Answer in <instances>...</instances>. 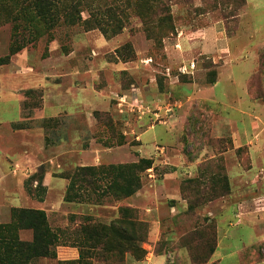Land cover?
Wrapping results in <instances>:
<instances>
[{
	"label": "rangeland",
	"instance_id": "rangeland-1",
	"mask_svg": "<svg viewBox=\"0 0 264 264\" xmlns=\"http://www.w3.org/2000/svg\"><path fill=\"white\" fill-rule=\"evenodd\" d=\"M81 1L83 20L94 22L99 18L104 28L88 27L83 21L68 24L61 19L50 32L43 21H36L37 28L29 29L21 21L25 18L13 20L19 15L16 5L9 1L0 5V59L10 54L15 40L17 43L23 38L29 40L33 37L30 31L39 30L33 33L38 37L8 61H2L7 73L17 71L20 78L0 77V163L4 162L5 151L10 149L3 137L10 135L12 122L20 120L12 91L20 83H23L22 107L30 140L33 145L39 144L33 156L39 165L27 183L41 195L45 187L38 182L47 171L63 177L82 165L127 163L145 157L141 156L139 135L151 125L162 123L173 133L178 130L179 139L172 147H179L186 164L200 162L193 173L190 167L177 168L167 178L166 173L172 169L161 161L164 156L160 149L148 156L154 164L142 173V187L131 196L115 201L103 187L75 190L79 193L75 194L77 199L67 201L60 215L52 214L50 218L47 215L49 224L59 235L55 245L57 257H41L34 264H60V260L70 261L69 264H129L131 259L141 261L155 254L164 255L155 257L153 264H164L166 257L167 264H176L181 250L186 249L190 254L195 243L198 249L199 237L205 241L214 235V230L210 232L208 228L210 225L217 226V239L218 228L221 236L233 233L232 240L237 244L262 239L264 222L259 216L237 217V200L224 206L225 197L234 187L241 188V184L231 185L230 180L228 192L218 184L217 193L224 192L222 196L211 194L208 188L211 179L218 175L230 179L231 174L235 183L239 175L250 178V173L248 176L236 168L239 163L246 170L252 167L253 160L264 166V0ZM18 25L19 32L15 30ZM209 32H213L211 41L207 37ZM200 33H204L212 46L206 52L198 46L199 41L205 40ZM183 36L193 40H186L191 44L182 43V48L177 49L180 44L177 39ZM193 61L194 71H181V67ZM226 66L228 70H224ZM75 70H78L76 76ZM39 73L65 85L83 82L90 91L93 85L101 99L94 101L90 96L88 108L81 105L72 109L78 112L76 116H67L66 112L44 118V89L36 87ZM26 74H30L29 79H24ZM218 77L220 83L212 94L211 84ZM201 85L210 90L199 91ZM136 87L141 88L144 98L130 97ZM32 89L36 93L29 92ZM212 95L215 101L209 99ZM213 112H219L220 121ZM171 116L173 120L169 121ZM252 121L258 125L250 135L254 142L250 148L246 140L240 141L239 135L245 128L252 132ZM219 124L224 136H217ZM233 130H237L235 134L230 133ZM142 137L146 154L147 150L154 152L168 146L174 139L167 134L163 140H156L159 144L156 147L152 131ZM85 151L90 158L82 157ZM115 153L130 155L112 160ZM263 185L252 183L248 187L254 191L259 186L264 189ZM157 191H160L158 198ZM216 207L222 210L210 215ZM121 208H131L143 223L139 228L144 236L140 246L145 251L141 259L131 252L106 250L103 242L94 246L90 241L84 242L81 225L112 223L121 216ZM12 220L13 209L11 220L0 224ZM157 220L160 230L155 226ZM81 248L82 258L78 262Z\"/></svg>",
	"mask_w": 264,
	"mask_h": 264
},
{
	"label": "crops",
	"instance_id": "crops-1",
	"mask_svg": "<svg viewBox=\"0 0 264 264\" xmlns=\"http://www.w3.org/2000/svg\"><path fill=\"white\" fill-rule=\"evenodd\" d=\"M206 32V31H205ZM201 36L204 33H200ZM213 32H209L208 40L213 39ZM202 38H205V35L202 36ZM177 49L182 48L183 44H191L189 41L186 40H193L190 39L188 36L179 37L177 39ZM206 38L203 41L198 42V46L201 47L202 51L210 50L212 46H210V41H208ZM229 44V43H228ZM232 54V53H231ZM193 64V66H192ZM191 65V66H190ZM190 65H184L183 67L186 68V71L182 72H189L194 71V68L196 67L195 62L193 61ZM230 65V64H229ZM181 67V68H183ZM226 66L224 70H228L229 67ZM6 66H3L2 63L0 64V77L3 78H20V73H17V71H11V74L7 73ZM3 71V72H2ZM20 72V71H19ZM78 73V70L74 71V76H76ZM221 74V73H220ZM219 74V76H220ZM48 74L42 75L39 73L37 75V80L39 81L38 85L36 87H40L44 89V108H43V115L42 117L48 118V117H54L61 115L62 113L67 112V116H76L78 112L72 111L73 108L78 106H85L89 107L88 104L90 103V100L92 98L94 101H98L101 99L100 93L94 88L92 85L93 91H90L91 89L84 85L83 82L75 81L73 84L68 83L65 85L61 82H52V80L48 79ZM27 77L24 79H29L30 74H26ZM23 78V77H22ZM23 79V80H24ZM25 82V81H24ZM220 83V78L213 82L211 84V90L207 89V87L201 85L199 88V91L204 92L205 90L213 91L215 87ZM5 84H7L5 82ZM23 83H20L16 87H13L12 91L15 92V100L17 102V106L20 111V120L23 121L27 117L25 116L24 109H23V96L21 93V90H23L22 87ZM208 86V85H207ZM12 87V85L10 86ZM19 87V88H18ZM20 87L22 89H20ZM35 87V88H36ZM204 88V90H203ZM153 89V87H151ZM203 90V91H202ZM209 91V92H210ZM130 97H133L134 100H138L143 97V92L141 88H133L131 91ZM211 93V92H210ZM248 94V92H247ZM147 95V94H146ZM90 96L92 98H90ZM250 98V97H249ZM211 100L215 101V97L212 95L210 96ZM251 99V98H250ZM209 101V100H208ZM253 103V102H252ZM251 104V103H250ZM254 105V104H253ZM250 106V105H249ZM71 109V111H70ZM250 110H253L252 106H250ZM216 116H218V120L220 121V114L219 112H213ZM245 114V112H244ZM257 115L254 116L256 119ZM173 116L169 118V121L173 120ZM178 120V119H177ZM16 121V122H19ZM182 121V120H181ZM180 121V122H181ZM12 122L10 126V135L5 138L4 140L10 145V149L5 151L4 154V162L0 163V223L9 222L11 220V214L12 209L15 207L19 208H30V209H39L44 210L48 217L52 214L60 215L62 211V208L65 204H68L67 201H65V194L69 185L68 179L55 175V173L51 171H47L43 178V186L45 187L44 193L41 195L36 190L31 189V184L27 183L30 176L37 170L36 167L39 165L36 163V160L33 158L34 151H37V147L39 144L33 145V142L30 140V130L28 128L24 129H15L13 126L14 123ZM159 125V126H158ZM257 121H252L251 131L249 129L245 128L242 130V132L239 135L240 141H245V144L248 145L250 148L254 146L253 140L250 137L252 135L253 130L257 128ZM162 126V127H161ZM165 125L157 124V125H151L148 126L140 135L139 140H141V156L144 154L145 157H152L153 154L158 153L161 149V153L163 154L164 158L161 159V161L169 167H171L172 170L170 172L166 173V177L169 178L170 176H173V173L177 170V168H183V167H190L192 169L191 173L195 171V169H198L199 162L198 160L191 162L190 164H186V158L181 153V150L178 146L172 147L173 144H175V141L179 139L178 137V130H176L175 133H173L172 130H169V128L164 127ZM222 124L218 125L217 136H224L222 134ZM152 131L153 138L157 141L163 140L165 135H173L174 139L171 142V144H168V146H162L160 148H156L154 152H151V150H147V154L145 153L146 150H144L143 146V134L145 132ZM237 130H233V132L230 131V133H236ZM37 135H40L39 132H37ZM162 136V137H161ZM21 137V139L17 138ZM258 136L256 142H259ZM158 143H156V147H158ZM113 151V150H111ZM128 152V150H127ZM129 153V152H128ZM86 154V155H85ZM87 151L82 152V157L90 158L87 156ZM125 154V153H124ZM126 155V154H125ZM130 154L126 155L129 156ZM125 156V157H126ZM123 156H121L118 153H115L111 156L112 160H119ZM124 157V158H125ZM96 162L100 159V156L97 155ZM95 162V164H97ZM60 167V165H58ZM236 168L239 167V169L243 170L246 175L250 178L243 179L241 175L237 176L236 183L234 182L235 179L231 177L230 174V180L231 185L241 184V188H235L233 189L232 193L225 197L226 202L224 206L229 203L232 200L239 201L237 210L235 211V215L237 217H241L242 215L247 214H256V216H259L260 219L264 222V189L259 186L258 189L251 191L249 190L248 185H251L252 183L255 184H264V166L261 163H255L253 160L252 167L248 170L244 169L243 166L239 163V165ZM258 168V169H257ZM175 169V170H174ZM256 169V172H255ZM180 172V170H178ZM177 172V171H176ZM248 172V173H247ZM264 186V185H263ZM262 189V190H261ZM141 194V193H140ZM157 198L160 196V191L156 192ZM177 198L178 194L175 195ZM184 201V200H183ZM183 206L184 205L183 203ZM212 206V204L209 205V207ZM223 206V208H224ZM214 208V207H212ZM219 209L220 211L222 209L215 208L214 211H210V215L213 214V216L216 215V210ZM205 211H208V208H204ZM213 210V209H212ZM59 212V213H58ZM156 225L158 226L160 230V221H155ZM218 224V223H217ZM158 230V232H159ZM233 233L228 234L224 233L223 236L220 235V230L218 228V243L215 251L213 252L210 260L206 263L201 264H224V263H231V264H264V237L262 239H255L250 244H237L232 240ZM20 237L23 240H32L33 239V231L29 228H23L20 231ZM228 239H231L228 241ZM61 248H66L68 246L66 245H60ZM164 254H155L149 259L145 260H137V259H131L129 260V264H153L152 261L155 257L163 256ZM176 264H195L192 262L190 255L186 249L181 250L179 252L178 258H177ZM164 264H167V257L166 260L163 261ZM55 264V263H52Z\"/></svg>",
	"mask_w": 264,
	"mask_h": 264
},
{
	"label": "trees",
	"instance_id": "trees-1",
	"mask_svg": "<svg viewBox=\"0 0 264 264\" xmlns=\"http://www.w3.org/2000/svg\"><path fill=\"white\" fill-rule=\"evenodd\" d=\"M16 5L19 15H15V22L21 20L26 26L36 27V21L44 22L48 25V32L61 20L68 24H76L80 21L88 24V27L95 26L104 28L101 19L96 18L94 22L82 18L80 5L81 0H0V5L7 2ZM2 7L0 6V9ZM20 16V17H19ZM91 16L94 13L91 12ZM22 23V22H21ZM20 26H16L17 32ZM104 33L108 34L106 29ZM39 30H31L33 36L29 40L23 38L20 42L15 40L11 46L10 54L6 58L0 59L8 61L10 57L25 47V45L38 35ZM33 90L29 92L36 93ZM26 120V119H25ZM25 120L13 124L15 129L28 128ZM154 160L149 157H141L138 161L109 164V165H82L78 166L74 171L67 173L65 178L69 180V185L65 194L66 201L77 199L75 193L83 188L92 186L103 187L104 192H110L114 196L115 201H119L125 197L131 196L142 187V173L152 167ZM223 168L222 165H219ZM42 175L38 184L43 186ZM103 180V185L101 181ZM211 187L208 190L211 194L222 196L231 188L230 179L227 175H218L212 178ZM223 187V193H217V185ZM93 188V187H92ZM78 190V191H75ZM183 191L185 189L183 188ZM185 193V192H184ZM208 201H211L209 199ZM194 205V204H193ZM195 208V207H193ZM192 208V209H193ZM121 216L112 223H86L81 225L82 234L86 238L85 243L90 241L93 246L103 242L106 250H119L120 252H131L136 258L141 259L145 251L141 249L140 243L144 240V236L139 232V228L143 227L132 209L121 208ZM216 227V228H215ZM23 228H29L33 231L32 240H23L19 231ZM210 232L214 230L212 238L203 241L199 237L197 250L196 243L193 251H190V258L193 263L201 264L210 260L218 243L217 226L210 225ZM213 229V230H212ZM107 246H104V240ZM59 235L49 224L47 214L44 210L30 208H13V220L7 224H0V264H34L41 257H57L56 247ZM89 243V242H88ZM115 248V249H112ZM82 258V248L80 249V258ZM75 263V261H73ZM70 261L60 260V264H69Z\"/></svg>",
	"mask_w": 264,
	"mask_h": 264
},
{
	"label": "built area",
	"instance_id": "built-area-1",
	"mask_svg": "<svg viewBox=\"0 0 264 264\" xmlns=\"http://www.w3.org/2000/svg\"><path fill=\"white\" fill-rule=\"evenodd\" d=\"M192 66H193V64H192ZM181 70H182V71H186V68H185V67H183V68H181Z\"/></svg>",
	"mask_w": 264,
	"mask_h": 264
}]
</instances>
